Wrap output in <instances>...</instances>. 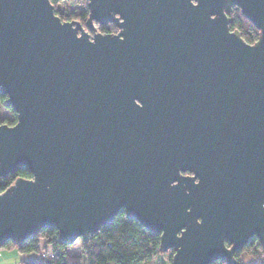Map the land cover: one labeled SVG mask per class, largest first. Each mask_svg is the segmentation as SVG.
Instances as JSON below:
<instances>
[{"label":"water","instance_id":"1","mask_svg":"<svg viewBox=\"0 0 264 264\" xmlns=\"http://www.w3.org/2000/svg\"><path fill=\"white\" fill-rule=\"evenodd\" d=\"M0 0V249L88 241L121 210L171 264L264 249V0ZM241 9L259 31H232ZM114 24L117 33L97 31ZM27 168L4 191V179ZM229 244V245H228Z\"/></svg>","mask_w":264,"mask_h":264},{"label":"trees","instance_id":"2","mask_svg":"<svg viewBox=\"0 0 264 264\" xmlns=\"http://www.w3.org/2000/svg\"><path fill=\"white\" fill-rule=\"evenodd\" d=\"M50 1L55 6V13L63 21L77 20L85 26L89 16L86 0H69L84 4V8L80 12L71 14H66L58 9L57 5L62 0ZM228 15L232 19L230 23L232 31L239 30L244 40L250 44L258 40L260 31L244 17L239 7L233 6ZM95 27L102 33L117 30L114 24L103 26L95 23ZM6 98L7 96L0 92V112L7 109L11 115L3 117L0 114V124L13 125L17 121V115L13 109L4 105ZM18 177L32 178V173L27 168L17 170L4 179L1 191H4ZM70 246L59 241L57 230L43 229L38 235L27 239L20 246L8 242L3 248H16L21 253L34 254L39 257L37 260L24 264H154L155 258L160 255L168 256L170 264L173 252L171 250L161 253L160 235L148 231L137 220L129 219L124 210L118 213L111 224L91 235L88 241L80 240V255L69 254ZM41 255L42 259H40ZM235 259L237 264H264V249L259 240L253 238L243 250L236 252ZM211 264L230 263L215 261Z\"/></svg>","mask_w":264,"mask_h":264},{"label":"rangeland","instance_id":"3","mask_svg":"<svg viewBox=\"0 0 264 264\" xmlns=\"http://www.w3.org/2000/svg\"><path fill=\"white\" fill-rule=\"evenodd\" d=\"M58 9H60L61 11L65 12L66 14H71V13H77L80 12L82 10V8H84V4L81 3H74L72 1L69 0H62L58 5H57ZM0 114L3 117H9L10 111L7 109H3ZM1 250H3L1 248ZM69 254L71 255H79L81 252V248H80V240H78L75 244H73L72 246L69 247ZM154 264H169V258L168 256H164V255H160L157 256L155 258V262ZM171 264V262H170Z\"/></svg>","mask_w":264,"mask_h":264},{"label":"crops","instance_id":"4","mask_svg":"<svg viewBox=\"0 0 264 264\" xmlns=\"http://www.w3.org/2000/svg\"><path fill=\"white\" fill-rule=\"evenodd\" d=\"M2 249L3 250L0 249V264H24L25 262H30L39 258L34 254L21 253L16 248ZM42 258L43 256L41 255L40 259Z\"/></svg>","mask_w":264,"mask_h":264},{"label":"flooded vegetation","instance_id":"5","mask_svg":"<svg viewBox=\"0 0 264 264\" xmlns=\"http://www.w3.org/2000/svg\"><path fill=\"white\" fill-rule=\"evenodd\" d=\"M110 24H112V23H108L107 25H110ZM106 26V25H105ZM117 28V27H116ZM119 31V29L117 28V30H115V31H113V32H103V33H117ZM171 251V250H170ZM169 251V252H170Z\"/></svg>","mask_w":264,"mask_h":264}]
</instances>
